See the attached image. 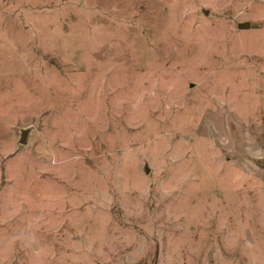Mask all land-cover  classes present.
Masks as SVG:
<instances>
[{
  "label": "rangeland",
  "instance_id": "1",
  "mask_svg": "<svg viewBox=\"0 0 264 264\" xmlns=\"http://www.w3.org/2000/svg\"><path fill=\"white\" fill-rule=\"evenodd\" d=\"M0 264H264V0H0Z\"/></svg>",
  "mask_w": 264,
  "mask_h": 264
},
{
  "label": "water",
  "instance_id": "2",
  "mask_svg": "<svg viewBox=\"0 0 264 264\" xmlns=\"http://www.w3.org/2000/svg\"><path fill=\"white\" fill-rule=\"evenodd\" d=\"M205 14L207 15L208 12H205ZM27 134H28V131H24L23 134H22V140H21V143L22 144H26V137H27Z\"/></svg>",
  "mask_w": 264,
  "mask_h": 264
}]
</instances>
